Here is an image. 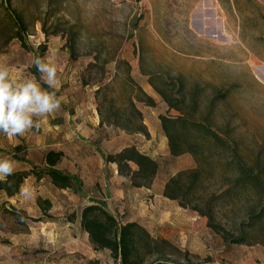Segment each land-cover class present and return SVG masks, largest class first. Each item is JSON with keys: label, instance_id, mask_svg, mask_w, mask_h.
Here are the masks:
<instances>
[{"label": "rangeland", "instance_id": "1", "mask_svg": "<svg viewBox=\"0 0 264 264\" xmlns=\"http://www.w3.org/2000/svg\"><path fill=\"white\" fill-rule=\"evenodd\" d=\"M18 18L28 48L12 37ZM37 55L57 66V96L67 99L51 113L61 115L59 120L62 114L71 118L95 111L118 147L149 139V134L120 126L128 118L137 122L131 101L150 126L158 112L207 118L264 181V0H0V63L9 67L11 76L24 79L34 75ZM41 86L52 91L47 84ZM141 90L154 98L155 106L139 100ZM157 90L171 100L180 99L179 110L167 111ZM193 102L195 110L189 107ZM49 117L36 118L39 127L23 136L0 133L2 158L11 157L15 169L41 167L46 150L57 149L61 140L50 133ZM18 144H24L23 151L15 149ZM158 157L163 176L179 166L198 165L189 154ZM220 168L216 162L207 167L203 193L222 190ZM30 177L23 192L39 196L36 204L25 199V210L0 191V264H118L108 249L94 250L78 225L68 231L76 225L82 205L74 187L62 191L45 176ZM242 203L243 196L213 202L215 221L234 235L244 215L237 212ZM181 208L152 215L154 221L148 223L152 236L178 248L167 249L162 259L178 264L264 262V245L255 242L264 238L258 225L250 243L225 242L206 225L205 217Z\"/></svg>", "mask_w": 264, "mask_h": 264}, {"label": "trees", "instance_id": "2", "mask_svg": "<svg viewBox=\"0 0 264 264\" xmlns=\"http://www.w3.org/2000/svg\"><path fill=\"white\" fill-rule=\"evenodd\" d=\"M16 27L12 37L17 38L22 47L28 48L22 34L24 24L19 18L16 20ZM70 50L73 51L72 45H70ZM31 71L39 80L40 75L34 65ZM41 84L46 86L42 81ZM157 91L166 102L167 111L170 109L179 110L180 99L171 100L162 91ZM141 93L140 101L150 107L156 105L153 97L142 90ZM131 107L137 122L128 118L120 126L128 132H140L148 136L146 126L142 122L141 112L134 107L132 101ZM189 107L191 110H195L198 106L196 102H193ZM159 121L167 139L169 153L172 156L190 154L198 162L195 167L180 170L169 177L163 187V196L175 200L179 206L190 208L198 215L205 217L206 225L220 234L225 242L250 243L254 225H258L259 230L263 233L264 181L260 172L239 159L231 139L228 136L225 138L220 136L207 118L197 120L192 119L191 116L186 117L184 114L177 116L160 114ZM102 123L103 121L100 120V124ZM115 125L119 124L115 123ZM15 149H18V146H15ZM61 155V151L46 150L41 167L32 166L25 170H15L14 174L8 176L5 181H0V191H3L8 197L17 195L24 180L30 175L37 179L45 176L57 188L74 187L75 178L58 168ZM105 160L115 162L118 171L129 176L131 184L136 187H149L158 167L153 158L139 151L134 145L125 147L115 154L106 155ZM129 162L135 164L136 168L132 169ZM215 162L221 167L222 190L218 194H206L203 193L205 190L204 175L209 174L207 167H211ZM239 196L241 198L243 196V203L237 212L244 211V215L241 219L238 218L240 221L236 224L237 234L234 235L215 221L213 202L218 197L233 200L237 197L239 199ZM44 201L49 203L48 200ZM13 209L7 208L6 211L12 213ZM40 219L38 217L33 220ZM245 220L247 221L245 222ZM79 224L81 229L87 233L92 248L94 250L108 249L118 264H178L162 259L166 255L167 249H178L170 240L152 236L143 225L136 221L121 222L107 210L102 202L94 201L83 205L79 210ZM261 237L257 238L255 242L264 245V238ZM89 264H97V262L91 261Z\"/></svg>", "mask_w": 264, "mask_h": 264}, {"label": "crops", "instance_id": "3", "mask_svg": "<svg viewBox=\"0 0 264 264\" xmlns=\"http://www.w3.org/2000/svg\"><path fill=\"white\" fill-rule=\"evenodd\" d=\"M160 114L162 113L158 112L155 116L153 126H150L147 116L144 115L142 117L149 139L135 145L133 144L139 151L147 154L157 162V171L149 187L133 186L130 177L120 173L115 162L105 160L106 155L115 154L132 144L118 147L112 144V139H109V127L105 124H100L99 117L95 111L90 112V114L81 112L71 118L69 115L62 114L63 120L58 118L61 115L54 116L50 114L49 123H51L48 129L52 135H58L61 140L58 141L57 149H49L62 152L58 168L75 178L74 188L77 193V199L82 204L80 209L83 205L94 201L102 202L107 210L113 213L121 222L136 221L147 230L148 223H153L154 221L152 220V215L161 216L169 212L168 210L175 213L182 211V208L175 200L164 197L162 193L168 178L176 172L185 169L186 166H179L166 176L162 175L163 168L158 156L165 155L169 159L172 155L169 153L166 136L160 127ZM75 118H78V121H74ZM137 134L140 135V133ZM16 146H18L17 150L19 151H23V147H25L24 144ZM0 158H2V150H0ZM129 165L132 169L136 168V165L132 162H129ZM29 167L31 166H22L15 170H25ZM30 179V176L27 177L20 188V192L10 197L9 200L11 203L20 204V207L24 210L26 209L25 199L36 204V199L39 196L38 193L30 191L24 193L22 191V189L25 190L30 186ZM69 189L60 188L62 191ZM148 196H150L149 199ZM147 200H149V204ZM132 205L134 207L135 205L137 206L135 207L136 209L133 208L135 210L132 209ZM35 206L38 209L37 205ZM30 216L32 217L33 214L30 213ZM75 223L74 228L68 231H75L77 225L81 229L79 215ZM67 224L73 225L70 222H67ZM260 264H264V262Z\"/></svg>", "mask_w": 264, "mask_h": 264}, {"label": "clouds", "instance_id": "4", "mask_svg": "<svg viewBox=\"0 0 264 264\" xmlns=\"http://www.w3.org/2000/svg\"><path fill=\"white\" fill-rule=\"evenodd\" d=\"M34 66L40 78L30 75L17 79L10 75V69L0 63V133L7 137L23 136L33 127H39L38 119L58 110L66 97L57 96L60 81L57 66L42 58H35ZM48 85L49 91L41 86ZM15 171L11 157L0 158V181H5ZM22 191H24L22 189Z\"/></svg>", "mask_w": 264, "mask_h": 264}]
</instances>
